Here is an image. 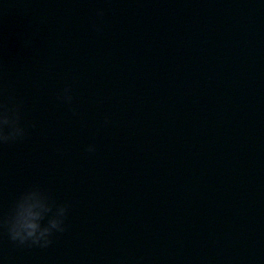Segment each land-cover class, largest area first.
Wrapping results in <instances>:
<instances>
[{
    "label": "water",
    "instance_id": "water-1",
    "mask_svg": "<svg viewBox=\"0 0 264 264\" xmlns=\"http://www.w3.org/2000/svg\"><path fill=\"white\" fill-rule=\"evenodd\" d=\"M0 76L30 125L0 213L33 184L71 205L0 264H264V0H0Z\"/></svg>",
    "mask_w": 264,
    "mask_h": 264
},
{
    "label": "clouds",
    "instance_id": "clouds-1",
    "mask_svg": "<svg viewBox=\"0 0 264 264\" xmlns=\"http://www.w3.org/2000/svg\"><path fill=\"white\" fill-rule=\"evenodd\" d=\"M104 15L105 9L96 10L99 20L102 21ZM92 27L96 31H102V24L95 20ZM9 87L0 76V147L23 141L29 135L30 125L24 119L23 101L12 96ZM58 98L72 106V86L66 85ZM72 110L75 114L76 109L73 107ZM103 123L107 126L110 119L105 117ZM87 151L94 153L96 146L88 145ZM70 208L69 202H59L50 190L33 184L20 192L7 212L0 213V233L6 234L16 247L46 249L53 244L57 234L68 230ZM115 264H142V258H119Z\"/></svg>",
    "mask_w": 264,
    "mask_h": 264
}]
</instances>
